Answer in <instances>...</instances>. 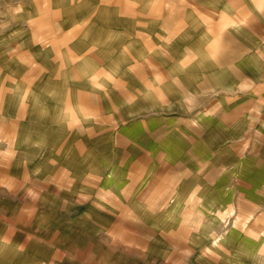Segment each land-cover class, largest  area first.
<instances>
[{
  "label": "crops",
  "instance_id": "1",
  "mask_svg": "<svg viewBox=\"0 0 264 264\" xmlns=\"http://www.w3.org/2000/svg\"><path fill=\"white\" fill-rule=\"evenodd\" d=\"M0 264H264V0H0Z\"/></svg>",
  "mask_w": 264,
  "mask_h": 264
},
{
  "label": "rangeland",
  "instance_id": "2",
  "mask_svg": "<svg viewBox=\"0 0 264 264\" xmlns=\"http://www.w3.org/2000/svg\"><path fill=\"white\" fill-rule=\"evenodd\" d=\"M7 142H9L8 140H7ZM12 187H13V185H12ZM10 203H13L14 202V200H10L9 201ZM224 223H225V218H224ZM221 262V259H219V263Z\"/></svg>",
  "mask_w": 264,
  "mask_h": 264
}]
</instances>
